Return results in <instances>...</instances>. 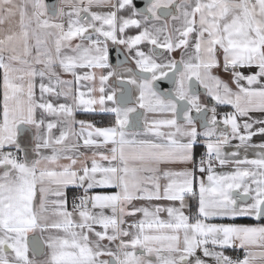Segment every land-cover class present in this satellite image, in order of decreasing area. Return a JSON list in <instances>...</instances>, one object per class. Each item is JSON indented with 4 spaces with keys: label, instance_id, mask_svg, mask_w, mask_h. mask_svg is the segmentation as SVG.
<instances>
[{
    "label": "snow or ice",
    "instance_id": "snow-or-ice-1",
    "mask_svg": "<svg viewBox=\"0 0 264 264\" xmlns=\"http://www.w3.org/2000/svg\"><path fill=\"white\" fill-rule=\"evenodd\" d=\"M0 264H264V0H0Z\"/></svg>",
    "mask_w": 264,
    "mask_h": 264
},
{
    "label": "crops",
    "instance_id": "crops-1",
    "mask_svg": "<svg viewBox=\"0 0 264 264\" xmlns=\"http://www.w3.org/2000/svg\"><path fill=\"white\" fill-rule=\"evenodd\" d=\"M98 10V9H97ZM130 34H132V33H130ZM179 54L177 53V56H178ZM242 71H244L245 73H247L248 71H249V69H242ZM221 75L225 78V79H227V75L226 74H224V73H221ZM77 119H91V120H95V121H97L98 122V119L96 118V117H92V116H83V115H81V114H77V117H76ZM259 137H257L256 138V140L257 141H259ZM199 151H202V149H198ZM197 155H199V153H197ZM73 193V190L72 189H69L68 190V197L70 198V195ZM237 222H239V223H248V222H250L248 219H243V218H241V219H238L237 220Z\"/></svg>",
    "mask_w": 264,
    "mask_h": 264
},
{
    "label": "water",
    "instance_id": "water-1",
    "mask_svg": "<svg viewBox=\"0 0 264 264\" xmlns=\"http://www.w3.org/2000/svg\"><path fill=\"white\" fill-rule=\"evenodd\" d=\"M46 2H48V3H56L57 0H46ZM135 2H136L137 5L139 6L140 3H141V0H135ZM115 54H116V49H115V47H112V49H111V51H110V61H111L112 64H114V62H113V57H114ZM119 59H120V60H124V55H121V56L119 57ZM158 87H160L161 89H164V88H168V87H170V85H169L167 82H163V81H162V82L159 83Z\"/></svg>",
    "mask_w": 264,
    "mask_h": 264
},
{
    "label": "trees",
    "instance_id": "trees-1",
    "mask_svg": "<svg viewBox=\"0 0 264 264\" xmlns=\"http://www.w3.org/2000/svg\"><path fill=\"white\" fill-rule=\"evenodd\" d=\"M92 117H96L98 119V123L100 122H104L106 123L108 121V119H110L109 117L107 116H100V115H97V116H92ZM200 151L197 149V153H199Z\"/></svg>",
    "mask_w": 264,
    "mask_h": 264
},
{
    "label": "flooded vegetation",
    "instance_id": "flooded-vegetation-1",
    "mask_svg": "<svg viewBox=\"0 0 264 264\" xmlns=\"http://www.w3.org/2000/svg\"><path fill=\"white\" fill-rule=\"evenodd\" d=\"M113 62H114L113 65H115L117 63V52H116V54L113 57ZM127 66H130V65L126 64L125 67H127Z\"/></svg>",
    "mask_w": 264,
    "mask_h": 264
},
{
    "label": "built area",
    "instance_id": "built-area-1",
    "mask_svg": "<svg viewBox=\"0 0 264 264\" xmlns=\"http://www.w3.org/2000/svg\"><path fill=\"white\" fill-rule=\"evenodd\" d=\"M72 195H73V193L70 195V198H69V199H71V198H72Z\"/></svg>",
    "mask_w": 264,
    "mask_h": 264
}]
</instances>
